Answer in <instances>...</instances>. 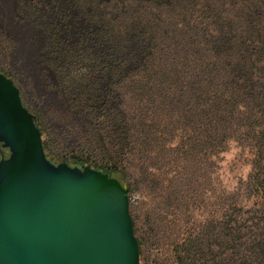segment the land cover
Returning <instances> with one entry per match:
<instances>
[{
    "label": "trees",
    "instance_id": "1",
    "mask_svg": "<svg viewBox=\"0 0 264 264\" xmlns=\"http://www.w3.org/2000/svg\"><path fill=\"white\" fill-rule=\"evenodd\" d=\"M200 1L211 0H18L22 18L43 30L42 52L57 76L60 110L92 117L91 125L95 121L91 154L56 158L48 152L39 115L27 108L51 163L100 171L118 179L130 195L126 168L118 157L130 141L129 111L120 91L113 95V85L123 87L131 77L148 75L154 85L173 77L184 94L194 90L196 104L211 106L218 120L243 119L246 128L240 136L256 150L254 169L264 170L262 1L239 14L211 6L195 10ZM173 18L186 22L166 23ZM129 19L133 22L125 23ZM0 73L13 81L3 67ZM189 77L193 81L187 86ZM253 184L259 201L245 212L251 217L235 216L228 225V264H264V178ZM184 262L180 257L178 263Z\"/></svg>",
    "mask_w": 264,
    "mask_h": 264
},
{
    "label": "rangeland",
    "instance_id": "2",
    "mask_svg": "<svg viewBox=\"0 0 264 264\" xmlns=\"http://www.w3.org/2000/svg\"><path fill=\"white\" fill-rule=\"evenodd\" d=\"M255 1H200L195 10L211 6L239 14ZM43 45L42 28L22 18L18 0H0V67L12 74L25 107L39 115L48 152L56 158L91 154L95 121L91 125L92 117L62 113L57 76L43 56ZM192 81L187 78V86ZM116 91L129 111L130 141L118 157L131 188L129 211L141 243L140 264H179L180 257L184 264H228V225L256 207L253 181L264 178V170L254 169L256 150L240 136L245 121L218 120L211 106H198L197 93L184 94L173 77L163 85H154L148 75L131 77L123 87L113 85L114 96ZM9 154L0 145V160Z\"/></svg>",
    "mask_w": 264,
    "mask_h": 264
},
{
    "label": "water",
    "instance_id": "3",
    "mask_svg": "<svg viewBox=\"0 0 264 264\" xmlns=\"http://www.w3.org/2000/svg\"><path fill=\"white\" fill-rule=\"evenodd\" d=\"M0 264H140L118 179L55 165L14 82L0 73Z\"/></svg>",
    "mask_w": 264,
    "mask_h": 264
}]
</instances>
